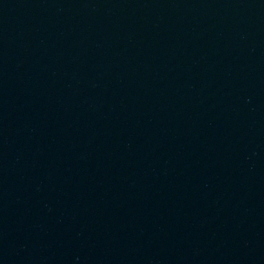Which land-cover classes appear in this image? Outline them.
<instances>
[{"label":"water","instance_id":"water-1","mask_svg":"<svg viewBox=\"0 0 264 264\" xmlns=\"http://www.w3.org/2000/svg\"><path fill=\"white\" fill-rule=\"evenodd\" d=\"M0 264H264V0H0Z\"/></svg>","mask_w":264,"mask_h":264}]
</instances>
